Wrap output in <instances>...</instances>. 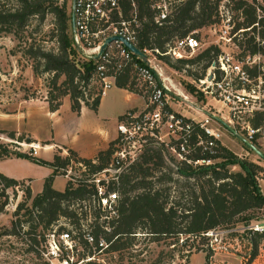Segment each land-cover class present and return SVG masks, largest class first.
Here are the masks:
<instances>
[{"label": "trees", "instance_id": "obj_1", "mask_svg": "<svg viewBox=\"0 0 264 264\" xmlns=\"http://www.w3.org/2000/svg\"><path fill=\"white\" fill-rule=\"evenodd\" d=\"M15 1L16 6L13 9L0 6V31L15 29L19 34L30 25L34 17L42 24L49 13L55 16L51 36L56 40L57 48L48 49L44 45L36 46L31 43L24 50L34 60L35 74H51L46 99L49 111H59L63 104L62 98L67 95L70 96L72 110L77 114L81 113L83 106L97 111L102 95L101 88L92 82L96 63L94 59L86 58L75 44L72 14L67 12L66 1L61 4L53 0ZM221 1L223 0H175L169 4L167 17L159 23L157 17L161 11L154 0H118V8L113 11L111 21L116 24L120 20L131 21L129 28L134 31L136 45L154 52L159 50L160 53H156L158 58L168 63L171 57L163 53L168 50L169 45L188 35L194 34L198 37L200 30L216 23ZM236 8L243 9L245 16L244 21L237 24L236 30L251 27L243 32L253 33L247 39V50L264 53V45L261 44L264 40V15L259 17L257 7L249 0H237ZM256 35L260 37V41H257ZM219 52L218 47L211 46L191 59L176 61L182 65H198L204 62L202 73H192L196 76L195 79H201L205 77L206 70ZM174 66L181 68L179 65ZM116 86L139 93L134 77L129 72L117 78ZM90 98L93 99L92 102ZM262 119V116H257L253 124L259 125ZM8 136L15 139L16 133H8ZM114 143L112 141L95 158L81 157L75 150L68 148V156L56 154L53 161H47L26 152L13 151L9 145L0 141V158H26L52 169V173L45 179L42 191L33 196L31 188L27 187L25 201L17 206L15 215L18 216L24 209V215L28 216L26 221H32L26 234H34L38 226L42 225L47 230L44 233L45 241L54 225L66 218L77 229L76 237L85 252L87 251L85 254L98 252L102 237L110 243L106 252L121 253L132 247L143 225L154 242L160 243L168 237L179 240V236H185L183 242L189 244L190 252L208 251L206 259L209 260L212 249L206 234L218 227L234 226L240 221L250 225L253 220L258 219L254 210L264 208V194L258 181L262 167L254 161L238 157L220 141L215 146V162L210 165L193 166L177 159L170 152L173 159L179 162L176 173L193 186L187 185L189 191L183 194H188L186 203L181 204V200L169 201L163 197L162 192L165 189L155 187L153 175L154 166L164 163L165 151L169 149L164 145L151 144L113 187L120 193L118 215L110 220L111 230L107 231L104 226L108 220L102 218L104 213L94 197V186L87 182V178L78 182L68 180L64 190L54 188L53 182L56 176L67 174L68 166L73 160L87 166L88 176L102 170L110 161ZM190 156L198 159L202 153L200 149H196ZM217 159L220 161H216ZM231 165H239L241 169L234 171L230 168ZM161 178L163 177H158V180ZM167 179L172 180V177L168 176ZM0 182L5 185L0 188L1 214L8 204L6 188H15L23 181L0 172ZM28 200H32L30 206L26 204ZM88 209L93 216V221L88 223L95 239L92 244L84 238L82 230V220L87 219ZM35 218L38 222H35ZM13 224L19 226L22 220L17 219ZM64 229L68 228L61 226L59 231ZM254 233V256H257L258 243L260 239H264V231ZM11 234L16 232L12 231ZM34 240L38 242L35 237Z\"/></svg>", "mask_w": 264, "mask_h": 264}, {"label": "rangeland", "instance_id": "obj_2", "mask_svg": "<svg viewBox=\"0 0 264 264\" xmlns=\"http://www.w3.org/2000/svg\"><path fill=\"white\" fill-rule=\"evenodd\" d=\"M53 1H58L59 4L66 1L68 14L72 13L73 0ZM173 1L175 0L167 1L168 8ZM249 1L258 7V14L264 15V1ZM0 6L13 9L16 6V1L0 0ZM220 6L224 7L232 17L235 23L232 31H235L237 24L245 19L243 9L236 8L237 0H223L220 2L219 8ZM54 22V14L49 13L42 24H39L38 19L34 17L30 25L19 34L15 29L0 31V141L9 145V148L13 151L26 152L47 161H53L56 154L64 156L63 149L57 145V142L68 145L74 142L78 147H88L89 144H94V142L99 144L102 138L101 129L107 127L117 129L119 115L137 103L134 99H128L124 91L112 87L103 96L104 101L98 113L88 108L81 117L72 110L71 99L67 95L62 98L61 111L58 114L51 115L46 100L51 74H35L34 60L26 55L24 50L29 48L31 43H35L36 46L44 45L48 49H56L58 45L51 36ZM215 24H217L216 31L210 29V25L198 32V38L205 47L213 45L220 37L219 28L223 25L220 16H218ZM111 25L110 23L109 28L112 27ZM105 28H107V25L104 26ZM245 30L249 29L243 28L241 31ZM241 31H238V35L234 40L241 49L246 51L247 39L253 33L245 34ZM198 53L200 51L184 59H191ZM168 60V63H166L158 58L155 63L162 68L164 76L168 78L171 87L168 99L169 107L198 120L203 117V111L219 118L224 116L227 119L228 112L224 105L221 102L208 99L194 83L196 76L192 73H202L204 62L198 65H182L173 58ZM174 65H179L181 68ZM186 95L197 107L203 109L201 113L188 105V102L184 100ZM90 101L92 102L93 99L90 98ZM143 108L144 103L135 110H142ZM214 126L220 128L222 133L220 142L222 145L238 157L254 161L262 167L258 181L264 194V160L243 141L242 138L245 135L239 132L241 131L240 125L236 124L239 134L233 133L225 125L214 123ZM11 132L16 133L15 139L8 136V133ZM21 138L25 139L19 141L18 139ZM27 138H31L32 142H27ZM52 142H56V145L48 151L46 150L49 147H45V150H43V146L51 145ZM111 142L112 140L109 145ZM256 144L264 152V140H259ZM30 145L40 146L37 155ZM68 155L69 152L66 156ZM216 161H220V159ZM178 166L179 162L173 159L170 150L165 151L164 163L160 166H154V182L157 189L167 190V193L165 190L162 192L164 198H168L169 201L181 200V204H184L188 198V194L183 195L189 191L187 185L193 186V184H188L184 178L176 173ZM0 168L12 176L27 179L20 180L23 181L21 184L10 189L7 194V207L0 214V264H49L44 260L41 253L45 245L44 233L47 230L40 225L34 234H26L32 221H26L28 216L24 215V209L18 216L15 215V212L18 204L25 201L26 188L32 187L34 192L40 191L45 177L51 173V168L35 163L30 159L15 157L0 160ZM230 168L234 171L241 169L239 165H231ZM66 173L54 179V188L64 190L68 180L78 182L80 179L87 178L89 172L73 160ZM168 176H171L172 180H168ZM158 177L163 178L158 180ZM30 180L32 182L31 186ZM33 191L32 195L34 196L37 193L33 194ZM31 203L32 200H28L26 204L30 206ZM254 215L258 219L253 220L250 225H246L245 221H240L234 226L218 227L206 234L209 237V247L212 249L209 260L206 259L208 251L190 252L189 244L183 242L186 239L185 236H179V240L176 237H168L158 243L152 241L146 233V226L141 225L142 230L139 229V233L130 249L121 253L107 252L101 254L94 260V264L104 262L107 264H264V239L259 240L258 254L254 256L253 240L255 230L252 227L255 224L264 227V208L254 210ZM17 219L22 220V224L19 226L13 224ZM35 222H38L37 218H35ZM61 223L64 225V220ZM12 231H15L16 234H11ZM34 237L38 241L37 243ZM79 260L76 256L74 262L87 264L86 261L81 262ZM103 260L104 262H102Z\"/></svg>", "mask_w": 264, "mask_h": 264}, {"label": "built area", "instance_id": "obj_3", "mask_svg": "<svg viewBox=\"0 0 264 264\" xmlns=\"http://www.w3.org/2000/svg\"><path fill=\"white\" fill-rule=\"evenodd\" d=\"M74 1L76 14L74 41L86 58L95 60L92 82L101 88V95H106L109 89L116 87L117 78L121 74L129 72L134 77L135 87L144 98L142 110L127 111L118 120L117 136L113 140L114 150L107 166L90 174L86 179L94 186V197L104 213L102 218L108 220L104 226L107 231L111 230L110 220L118 215L120 193L113 187L151 144L164 145L177 159L193 166H203L215 162L213 158L216 154L215 146L221 139L220 128L215 127L214 123L225 125L223 123L225 121L235 134H239L236 124L240 125L239 132L244 133V138L254 145L257 141L264 140V53H252L240 48L234 38L238 35V31L243 29L232 31L235 23L224 7L219 8V16L223 23L219 28L220 37L213 45H209V47H218L220 52L211 62L205 77L195 79L194 83L208 99L221 102L227 109L228 117L226 119L224 116L219 118L211 115L197 107L189 96H184V100L192 109L200 113L203 111V117L198 120L169 107L171 87L162 68L155 63L158 59L156 53H160L159 50L154 52L140 48L146 54L147 61H145L122 41L114 40L100 54L102 45L109 37L115 35L123 36L136 45L134 31L129 28L131 21L120 20L117 24L111 21L113 11L118 8V0ZM154 1L161 11L157 17L159 22L167 17L168 0ZM133 6L136 7L134 2ZM110 23L111 28H109ZM105 25L107 28L104 29ZM216 27L217 24L214 23L210 29L216 31ZM246 29L250 30L251 27ZM256 38L260 41L259 36L256 35ZM261 44L264 45V40ZM209 47H205L203 42L192 34L176 40L163 54L175 60L184 59ZM257 116H262L263 119L256 126L253 120ZM30 146L37 155L39 147ZM196 149H200L202 153L198 159L190 156ZM79 164L88 171L84 163ZM3 187L5 185L0 182V188ZM10 189L12 187L6 188L7 194ZM86 217V220H82V230L84 238L92 244L95 239L89 230L88 223L93 221L90 209ZM63 220L64 225L61 223ZM61 225L68 229L59 231ZM252 227L255 231H264V227L259 224ZM76 235L77 229L73 224L62 218L46 235L45 245L41 251L44 260L49 264H78V261L74 262L77 256L81 262L94 264L97 256L107 253L110 243L104 237L100 239L101 249L98 252L85 254Z\"/></svg>", "mask_w": 264, "mask_h": 264}, {"label": "crops", "instance_id": "obj_4", "mask_svg": "<svg viewBox=\"0 0 264 264\" xmlns=\"http://www.w3.org/2000/svg\"><path fill=\"white\" fill-rule=\"evenodd\" d=\"M116 88L118 90L124 91L126 93V97L128 99H134L135 101H137L136 104H133L127 110H125L123 113H121L119 115V119L127 111H129V110H135V108H140V106L144 103V98L139 93L132 92V91H129L127 89L120 88L118 86H116ZM103 101H104V98L102 96V99H101V103L99 105V108H98L97 111H95L96 113H98L100 111V108L102 107ZM87 109H88V107L83 106L82 109H81V113L78 114V115H81V117H82L83 112L85 110H87ZM60 111H61V109L59 111H57V112H50V111L49 112H50L51 115H54V114H58ZM92 111H94V110H92ZM101 133H102L101 142L99 144H96L94 142V144H89L88 147H80V146L78 147V146H76V144L74 142L70 143L69 145L68 144H64V143H61V142L58 143L57 141L56 142H57V145L63 149L64 156H66V154L68 152L67 149L70 147L73 150H75L81 157H85V158H95L100 151L106 150L109 147V142L111 140L113 141L116 138V136H117V129L114 130V129H111V128L107 127L105 129H101ZM56 142H52L51 145H45V146H43V150H45L44 149L45 147H49V149H47L46 151L50 150L52 148V146H55L56 145ZM39 145H41V144L39 143ZM63 145H65L66 147H64ZM6 159H10V158H6ZM0 160H5V159L0 158ZM0 172L3 173V174H5L8 177H11V178H14V179H17V180H27L25 178H19V177L12 176V175L6 173L2 168H0ZM51 173H52V169H51ZM59 176L60 175L56 176L55 178H57ZM47 177H45V179ZM45 179H44V182H45ZM29 182H30V186H31L32 185L31 180ZM44 182H43V185H44ZM43 185H42V188L40 189V191H38V192H34L33 189H32V187H31V189L33 191V194H36V193L41 192L42 189H43Z\"/></svg>", "mask_w": 264, "mask_h": 264}, {"label": "water", "instance_id": "obj_5", "mask_svg": "<svg viewBox=\"0 0 264 264\" xmlns=\"http://www.w3.org/2000/svg\"><path fill=\"white\" fill-rule=\"evenodd\" d=\"M71 14H72V31L75 32V30H76V28H75L76 14H75V1L74 0L72 1V13ZM114 40L122 41L131 51H133L137 55H140L145 61H147L146 54L138 46H136L135 44H133L132 42L127 40L125 37L119 36V35H115V36L109 37L106 40V42L102 45L101 50H100V54H102L104 52V50L107 48L108 44L111 43ZM223 123L230 130H233L232 127L228 123H226L225 121H223ZM242 139L260 158H262L264 160V152L263 151H261L253 143L247 141L245 138H242ZM26 141L31 143L32 139L31 138H27Z\"/></svg>", "mask_w": 264, "mask_h": 264}, {"label": "bare ground", "instance_id": "obj_6", "mask_svg": "<svg viewBox=\"0 0 264 264\" xmlns=\"http://www.w3.org/2000/svg\"><path fill=\"white\" fill-rule=\"evenodd\" d=\"M33 146H37V147H39V148H40V146H39V145H33Z\"/></svg>", "mask_w": 264, "mask_h": 264}]
</instances>
